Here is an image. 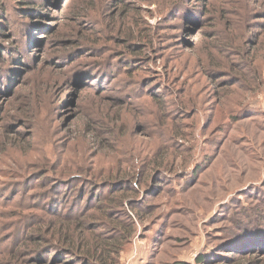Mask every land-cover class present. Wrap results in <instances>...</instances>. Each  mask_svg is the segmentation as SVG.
Wrapping results in <instances>:
<instances>
[{"label": "rangeland", "instance_id": "374dc122", "mask_svg": "<svg viewBox=\"0 0 264 264\" xmlns=\"http://www.w3.org/2000/svg\"><path fill=\"white\" fill-rule=\"evenodd\" d=\"M2 1L0 264L41 256L23 228L73 177L103 191L125 169L149 174L140 207L92 204L76 219L100 242L134 218L118 264H264V252L221 249L244 229L239 212L264 203V0ZM157 169L170 172L160 195Z\"/></svg>", "mask_w": 264, "mask_h": 264}, {"label": "trees", "instance_id": "16d2710c", "mask_svg": "<svg viewBox=\"0 0 264 264\" xmlns=\"http://www.w3.org/2000/svg\"><path fill=\"white\" fill-rule=\"evenodd\" d=\"M3 1L0 0V4ZM20 5H25L23 2H17ZM29 6H32L27 11H34L36 10V5L34 3H29ZM208 6V5H207ZM6 11V9H4ZM0 15L4 16V13H0ZM259 42L255 43V46L257 47ZM1 76H0V82H1ZM8 79V78H7ZM6 79V82H7ZM8 83V82H7ZM220 134V133H219ZM130 161L129 163H133V161L137 160L136 158H133L129 155ZM208 160V159H207ZM156 162V161H155ZM148 166H153L154 168V161H147ZM145 168V164H143V169ZM203 169V166L201 167V170ZM163 169H157L152 176L151 183L155 184L156 189H158V194L160 195L164 191V187L161 185L163 182H168L166 186L170 185V181H166L163 177L168 176V171H162ZM197 169H194L193 173L196 172ZM145 171V170H144ZM137 172V173H136ZM137 174V175H136ZM136 175V176H135ZM147 171L144 173L143 176H141V173L135 169V173H131L129 169H125L124 171H118L115 174H111L109 176L110 179L104 180V181H98L95 179V181L100 182L99 186H105L103 187V191L101 189L93 190L90 186L85 183L84 181L87 180H80L78 178H72L75 181H78L76 184H71L65 189H62L59 191H56L57 195L60 193V196H54V200L52 198H47L48 200H51L52 202H49L47 205V209H40L45 213V216L47 218L41 217L37 218L34 214L31 216V220L27 224V228H23L24 226L20 224L17 228L18 229H24L26 232L27 238L26 240L30 242V245L33 246L31 249V254H36V252H39L41 254L40 257H35L31 259L29 264H75L71 263L70 260H74L76 258H80L79 261L82 264H91V262H94L96 264H118V256L123 252L125 247L131 243V235H133L135 227H136V221L134 218L126 214L128 222H124L123 225H125L124 228H121V224L119 226H116L115 223H112V225H108V228L114 229L118 233L116 236H112L109 238V240H101L100 242L97 240L96 233L95 232H87V228L89 226L84 227V225L76 220L77 218L81 221L84 220L88 216V214L94 209L92 207V204H96L95 208L98 210H101L102 212H99L100 215L107 216V212H113V210H116V204H119L123 207L127 206L128 204L131 206L132 209H138L141 205L139 202V199H136V194L139 191L138 183L139 180L142 181L146 180ZM160 178L158 179V177ZM172 176V175H170ZM191 176V175H190ZM193 176V175H192ZM195 178L191 179L190 177L186 178V180L181 177V182L188 183L190 185H193L197 180L199 175H194ZM44 174L42 176H39L38 183H41L44 179ZM183 179L185 181H183ZM148 180H146L147 182ZM175 181V179H174ZM74 185V186H73ZM41 186V185H38ZM72 187L71 192H77L78 195L76 197H71L72 202L70 201V208H67L66 215L63 214L62 206L63 204H67V189L68 187ZM113 186H116L115 188L117 191H115V188H112ZM109 188V189H107ZM101 191V192H100ZM104 191H107L104 194ZM148 193V192H147ZM52 194V193H51ZM120 194L122 198H117L115 195ZM107 195H110L107 197ZM71 197L69 199L71 200ZM262 198V197H261ZM75 200V201H73ZM262 200V199H261ZM145 200L142 202L144 203ZM109 205V210H105V208H101V206L104 204ZM260 202H264L260 201ZM77 203H80L83 205V209H78ZM263 206H261V205ZM257 204V206H252L249 209L245 208L242 209L239 214H241V218L238 219V221L235 222V224L243 225L244 229L242 228L241 231H236L234 229H230L228 232L233 230V233H238L240 235H229L228 232L226 233V240L227 243L224 246H221L225 252V250L232 249V250H239L238 255L241 258H244L245 253H247V257L251 256L252 254H257L264 252V203ZM135 205V207H133ZM34 205H30L28 210H34L39 208H34ZM58 206V207H57ZM152 205L148 207L149 211L151 212ZM22 209V207H20ZM34 212V211H33ZM243 214V215H242ZM143 216V215H142ZM110 218V217H109ZM141 218V216H140ZM49 222V223H48ZM99 222H92L91 225L95 227L96 224ZM117 223V222H116ZM67 224V228L63 230V226ZM106 225V223H103ZM234 224V223H233ZM104 225V226H105ZM46 229V230H45ZM92 231H94V228ZM78 231H81L82 233L77 234ZM115 232V233H116ZM121 232V234H120ZM87 234V235H83ZM44 235H47L46 237ZM121 235V237H120ZM88 239L90 241H94L92 244L89 243L86 246H81L80 244H83V240ZM104 241V242H103ZM46 245H45V244ZM29 245V246H30ZM28 246V245H27ZM249 247H252V250H248ZM220 248V247H219ZM55 250L57 251H63L61 253V257L55 256ZM83 250V251H82ZM54 251V252H53ZM242 251H245L243 253ZM60 253V252H59ZM238 257H233L232 259H235ZM206 259L205 255H200L197 258L198 264H203L204 260ZM79 263V264H81Z\"/></svg>", "mask_w": 264, "mask_h": 264}]
</instances>
